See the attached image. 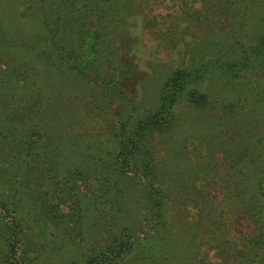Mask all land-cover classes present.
<instances>
[{"label": "trees", "instance_id": "1", "mask_svg": "<svg viewBox=\"0 0 264 264\" xmlns=\"http://www.w3.org/2000/svg\"><path fill=\"white\" fill-rule=\"evenodd\" d=\"M35 1L40 7L33 12L29 8L26 16L35 29L30 40L40 39V45L25 41L14 13L7 18L0 14V56L9 59L6 78L12 80L7 84L0 78V98L4 105L10 104L11 118L21 116L22 125L21 130L0 133V264H41L46 254L51 255L49 264H125L128 258V264H160L158 255L151 256L147 249L135 254L137 235L145 233L148 226H159L163 233L169 226L189 221L187 207H206L216 201L220 203L215 207L221 211L210 219L219 228L223 225L220 235H212L219 253L229 249L223 246L227 223L241 210L254 226L247 235L249 246L229 250L238 251L239 264H264V132L253 136L247 130H222L226 134L221 148L229 165L226 180L221 182L227 193L221 199L209 202L196 196L203 185L185 187L189 184L180 181L165 185L156 160L162 142L159 136L169 131L162 129L172 126L182 103L197 110L212 105L209 96L195 88L204 78L200 70L175 69L164 82L157 105L142 108L136 90L142 77L135 64L134 42L125 43L119 37L126 15L134 10L132 0ZM219 1L215 8L229 3ZM255 43L244 44L236 36L232 58L217 61L216 66L232 78L250 72L257 99H263L264 34ZM113 45L116 54L109 53ZM14 49H22L23 55L11 61ZM34 51H40L50 69L44 68L40 77L48 93L39 84L40 89L26 96L23 107H13L15 95L28 93L24 77L31 69L28 66L34 64ZM70 78L85 91V97H93L92 93L102 100L120 101L117 108L107 106L99 111L107 115L110 131V137L100 144L87 143L73 131L66 130L61 137V131L52 130L56 115L50 118L51 111L60 106L65 95L60 85L69 83ZM45 93L50 94V102L38 104ZM63 138L71 149L60 162ZM42 182L49 184V189L40 193ZM55 226H61L60 232H55ZM85 227L99 237L104 233L103 244H96L99 240L88 243ZM162 233L158 238L163 247ZM67 249L75 256L66 257ZM223 254L231 256L230 252Z\"/></svg>", "mask_w": 264, "mask_h": 264}, {"label": "rangeland", "instance_id": "2", "mask_svg": "<svg viewBox=\"0 0 264 264\" xmlns=\"http://www.w3.org/2000/svg\"><path fill=\"white\" fill-rule=\"evenodd\" d=\"M215 3L221 2L132 0L134 10L130 9L131 14L126 15V23L119 36L125 43L130 40L134 42L135 64L138 66V74L142 77L136 90L142 108H153L157 105L161 88L175 69L179 67L189 71L199 69L202 73L204 78L201 83L195 85V88L209 96L211 107L208 110H197L187 103L179 105L172 126L162 129L169 131L159 136L162 142L159 143L156 154L161 180L165 181V185H171L173 181H180L182 185L189 184L185 187L192 188L195 185H203L205 188L196 195L202 200L221 199L227 193L221 184L226 180L224 176L229 165L228 156L222 153L221 144L225 145L222 137L226 134L222 130L230 132L247 130L253 136L264 132V98L257 99V92L252 85L253 75L250 72H241L236 78H232L216 66L217 61L224 62L232 58L231 45L236 36L240 37L242 43L253 45L264 34V0H229V3L218 4L217 8L214 7ZM39 7L40 4L35 0H0V14L3 13L6 18L11 13L15 14L16 24L24 33L28 44L41 43L37 38L30 40L34 36V26L32 27L30 18L26 16ZM4 24L11 27L6 21ZM120 41L119 38L118 45ZM42 47L46 49V46ZM113 47L109 50L110 54L111 52L116 54L115 46ZM14 50L16 54L13 53ZM14 50L10 56L11 61L23 55L22 49H19L21 52L18 49ZM34 54L35 58L31 55L34 64L28 66L32 70L28 69L27 76L24 77L28 80L26 89L28 93L23 95L24 97L21 93L15 95L13 107H23L26 102L24 100H27L26 96L34 94L31 92L39 84L42 90L47 92L46 84L40 81V77L42 78L44 68L50 69L46 67L40 51H34ZM9 64V59L1 55L0 78L7 84L12 82L6 78ZM78 86L77 81L72 79L69 83L60 85L65 95L59 101L60 106L56 112L51 111L50 118L56 115L53 119V124L55 120L56 124L52 125V130L61 131V137L66 130L73 131V135L77 134L87 143L100 144L103 139L110 137V131L109 120L105 119L107 115L99 111L107 106L117 108L121 105L120 101L111 102L112 99L106 97L103 101L98 95L89 93L90 88L86 90H89V95L93 97H85V91L78 89ZM42 97L44 100H38V104L42 101L48 104L51 100L50 94H42ZM61 101H65L64 104ZM10 108V104L4 105L0 98V133L9 129L21 130V116L15 115L11 118ZM33 115L31 112L30 116ZM67 138L61 141L63 145H60L61 155L58 158L60 162L71 149ZM42 184L40 193L49 189V184L43 182ZM183 197L184 195L180 196L179 201ZM218 203L220 202L216 201L215 205L209 204L206 207L204 205L187 207L185 214L189 221L169 226L163 233L159 226H148L145 233L140 232L137 239L135 238V254L147 249L151 256L158 255L160 259L157 260L160 264H239L241 257L237 258L238 251L232 252L229 249L245 250L249 246L247 235L252 234L254 226L248 221L244 211L234 212L235 218L231 219L232 223H227V232L223 230L227 239L224 242L221 240L223 246L229 247L224 252H230L231 256H226L223 251L219 253L216 247L218 244L212 235L214 233L220 235L223 225L220 229L210 219L213 215L220 214L221 210L215 207L219 206ZM213 211L216 213L213 214ZM54 229L58 233L61 226L59 228L55 226ZM87 230L85 227L84 233L90 237L88 243L99 240L96 244H103L102 240L106 238L104 233L99 237L97 233ZM161 233L164 238L163 247L158 238ZM63 254L66 257L75 256V253L68 249ZM50 258L51 255L46 254L41 264H49ZM261 259L264 260V257ZM130 260L131 258H128L126 263L128 264Z\"/></svg>", "mask_w": 264, "mask_h": 264}]
</instances>
